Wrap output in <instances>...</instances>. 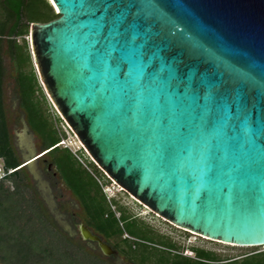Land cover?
Returning <instances> with one entry per match:
<instances>
[{"label":"water","instance_id":"water-1","mask_svg":"<svg viewBox=\"0 0 264 264\" xmlns=\"http://www.w3.org/2000/svg\"><path fill=\"white\" fill-rule=\"evenodd\" d=\"M51 1L32 64L97 167L178 228L264 245V0Z\"/></svg>","mask_w":264,"mask_h":264},{"label":"trees","instance_id":"trees-1","mask_svg":"<svg viewBox=\"0 0 264 264\" xmlns=\"http://www.w3.org/2000/svg\"><path fill=\"white\" fill-rule=\"evenodd\" d=\"M57 16L49 0H0V159L5 170L13 169L0 181V264H115L89 252L49 220L27 167H18L21 157L11 141L3 99L6 55L15 68L18 104L39 138L40 149L46 150L59 177L78 200L84 224L112 248L134 264H264L263 251L220 258L211 250L193 246L192 255L182 254L175 243L161 239L115 199L107 201L100 180L108 183L110 179L92 160H79L84 156L82 150L78 159L68 146L60 145L66 136L57 124L61 119L47 111V98L25 38L30 23Z\"/></svg>","mask_w":264,"mask_h":264},{"label":"rangeland","instance_id":"rangeland-1","mask_svg":"<svg viewBox=\"0 0 264 264\" xmlns=\"http://www.w3.org/2000/svg\"><path fill=\"white\" fill-rule=\"evenodd\" d=\"M49 1L52 4V1ZM28 37L29 35L25 36L27 41ZM5 65L6 73L3 81V99L7 125L13 146L20 155L21 161H23L24 158L31 157L44 149H40L39 138L27 125L25 114L18 104L15 68L7 55L5 56ZM46 98L48 113L52 117L57 116L61 119V121H57V124L66 135L64 141L60 145L68 146L78 159L79 156L81 157L79 152L82 150L84 156H82V160L79 159L81 162H83L85 158L91 160L87 151L82 147L75 134L60 117L58 111L55 109L47 95ZM2 164L3 161L0 159V166H2ZM27 169L30 176V182L37 190L38 197L46 208L49 220L54 221L55 225L63 233L70 236L75 242L83 245L89 252H92L101 258H107L115 264H134L133 261L123 253L117 252V256L111 258L104 255L95 243L81 239L77 226L79 223H84V212L78 200L59 177L55 167L50 162L48 155L43 154L34 161L30 168ZM104 182L105 179L101 178L100 183L102 186V192L107 201L111 202L112 199H115L119 204L124 206L130 214L134 215L136 219L142 222L145 226L150 227L161 239L175 243L179 250L182 251V254L192 255L193 252L191 248L193 246L211 250L220 258H241V256L250 252H264V246H237L224 244L178 228L149 210V208L138 202L113 181L110 180L108 183ZM111 208L114 210L116 209L115 205H111ZM115 212L116 215L119 214L116 210ZM123 236L132 238L125 233ZM111 242H113V239Z\"/></svg>","mask_w":264,"mask_h":264},{"label":"built area","instance_id":"built-area-1","mask_svg":"<svg viewBox=\"0 0 264 264\" xmlns=\"http://www.w3.org/2000/svg\"><path fill=\"white\" fill-rule=\"evenodd\" d=\"M64 140H61L60 141V144H62V142H63ZM21 165H23V164H21ZM21 165H19L18 167H20ZM13 169H7V170H5V168H4V166H3V164H2V166H0V181L3 179V177H4V175L6 174V173H8V172H10V171H12Z\"/></svg>","mask_w":264,"mask_h":264},{"label":"flooded vegetation","instance_id":"flooded-vegetation-1","mask_svg":"<svg viewBox=\"0 0 264 264\" xmlns=\"http://www.w3.org/2000/svg\"><path fill=\"white\" fill-rule=\"evenodd\" d=\"M48 170V169H47ZM78 229V228H77ZM79 233V232H78ZM89 242H93V243H95L96 245H97V242L96 241H89ZM256 252H260V251H255V252H250V253H247V254H245V255H243V256H249V255H252V254H254V253H256ZM117 252L115 253V254H111V255H108V257H111V258H113V257H116L117 255ZM243 256H241V257H243Z\"/></svg>","mask_w":264,"mask_h":264},{"label":"bare ground","instance_id":"bare-ground-1","mask_svg":"<svg viewBox=\"0 0 264 264\" xmlns=\"http://www.w3.org/2000/svg\"><path fill=\"white\" fill-rule=\"evenodd\" d=\"M81 144V143H80ZM261 246H264V245H261Z\"/></svg>","mask_w":264,"mask_h":264}]
</instances>
